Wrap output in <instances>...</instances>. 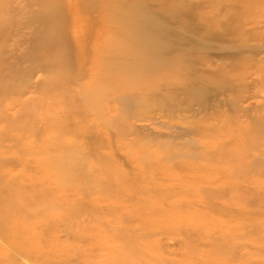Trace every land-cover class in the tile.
Instances as JSON below:
<instances>
[{"label":"rangeland","instance_id":"rangeland-1","mask_svg":"<svg viewBox=\"0 0 264 264\" xmlns=\"http://www.w3.org/2000/svg\"><path fill=\"white\" fill-rule=\"evenodd\" d=\"M181 1L167 21L182 61L151 90L117 86L112 66L137 57L101 48L108 74L86 65L116 25L90 39L96 2L0 0V96L18 99L0 106V200L21 189L11 211L29 230L0 240V264H264V0ZM83 97L96 104L85 122L68 115ZM81 121L83 136L72 134ZM10 125L27 129L24 141L4 137ZM60 127L88 160L68 183L46 168Z\"/></svg>","mask_w":264,"mask_h":264},{"label":"bare ground","instance_id":"bare-ground-1","mask_svg":"<svg viewBox=\"0 0 264 264\" xmlns=\"http://www.w3.org/2000/svg\"><path fill=\"white\" fill-rule=\"evenodd\" d=\"M87 4V2H89L90 0H84ZM92 2H96L97 5H99L101 7L100 10V15L101 17L100 18H94V19H97L96 22H92L90 23V39L92 37V35L94 36V32L96 34V32H98V34L100 35V33H104L105 31V26L110 22L111 23H114L116 24L115 25V28H112V33L110 34V36L108 37L110 39L109 42H106V40L103 38L101 41H100V45H99V54L97 53V55H99V58H100V51H101V48L103 49L102 51H105V53H107L108 56L112 57V56H117L119 57L118 55L120 54H123L124 57H134V58H138V59H133V61H128L127 63L123 62L121 63L119 59V63L116 61V64H114L112 67V70L110 69L111 67V62L110 64L106 63V65H104L105 61L107 60H104L102 57L100 58V60H97L98 63H95V55L92 59H89L88 62H86V65H88L89 67H93V65L95 64L94 67L96 66H99V71L98 70H95L93 72L94 75H101L103 73H106L108 74L106 68L105 70H100L101 67H104L106 66L107 67V64L108 66L110 65V67H108L109 69L108 70H111L112 71V74L114 75H117V86L122 88H130L132 86H134L135 84V81L137 80H142V82H150V89L152 90L153 88H155V85H154V81H156V79H158L159 77H162V76H167V75H170V71H169V64H174V63H179L180 61V57L181 55H177L176 53H178L179 49L177 47L176 44H178V41H179V37L177 35V33L173 32L172 31V28L174 27H170L169 24H168V19H167V16L168 14H170V12L176 10V8H179L177 5H179L178 3L181 1L179 0V2L177 3H174L173 0H115V1H111V0H108L109 2H106L105 0H91ZM176 2V1H175ZM78 3V2H77ZM80 3H82L80 1ZM91 3V2H90ZM100 3V4H98ZM184 5V3L181 1V5ZM77 5V4H76ZM183 5L181 6L183 8ZM80 6V4H79ZM83 6V5H82ZM80 6V8L82 7ZM96 6V4L94 5ZM180 6V5H179ZM99 7V8H100ZM98 8V7H97ZM73 9V8H72ZM72 11V10H71ZM93 11V10H92ZM179 11V10H177ZM176 11V12H177ZM185 12V11H184ZM77 15V14H75ZM71 17V16H70ZM76 20V19H75ZM75 20L73 19L74 22H72L70 25H72L73 23H75ZM183 21V20H181ZM189 21V20H188ZM58 22V21H57ZM101 22V23H100ZM184 22V21H183ZM192 22V21H191ZM196 22V21H195ZM56 23V22H55ZM98 23H100L101 25H99ZM179 23V21L177 22ZM176 23V24H177ZM187 23V22H186ZM194 23V21H193ZM192 23V24H193ZM76 24V23H75ZM184 24L185 23H180L178 24L180 28L184 27ZM188 24H191V23H188ZM229 24V23H228ZM191 26V25H190ZM196 26V25H194ZM194 26H192V29L194 28ZM71 27V26H70ZM74 27V26H72ZM71 27V28H72ZM187 27V26H186ZM111 28V27H110ZM191 28V27H190ZM196 28H199L198 25L196 26ZM76 29V28H75ZM195 30V29H194ZM199 30V29H198ZM197 30V31H198ZM109 31V30H108ZM50 32V31H49ZM52 32V31H51ZM70 32H71V29H70ZM76 32V31H75ZM178 32V31H177ZM180 32V31H179ZM194 33V32H193ZM51 34V33H49ZM58 34V33H57ZM70 34V33H69ZM97 34V35H98ZM196 34V33H195ZM105 35V34H103ZM107 36V35H106ZM104 36V37H106ZM56 37V35H55ZM70 37H73L72 35H70ZM76 37V36H75ZM103 37V36H101ZM57 38V37H56ZM48 39V37H47ZM46 39V40H47ZM52 40V39H51ZM76 40V39H75ZM105 40V41H104ZM200 40V39H199ZM92 41H93V38H92ZM39 42V41H38ZM45 42V41H44ZM69 42V41H68ZM200 42V41H199ZM48 45H49V41L47 42ZM51 44V43H50ZM57 45V43H55ZM60 42L58 44V46H60ZM93 44V43H92ZM203 44V43H202ZM70 45V44H69ZM47 46V45H45ZM110 47V50L107 48V47ZM56 47V46H55ZM62 44H61V52L63 51L62 50ZM76 47V46H75ZM52 48H54V46H52ZM97 49H95V52H98ZM202 48V47H201ZM41 49V48H40ZM59 49V47H58ZM57 48L55 49L58 50ZM63 49H65L63 47ZM109 51H108V50ZM77 51V50H76ZM94 51V50H93ZM184 51V50H183ZM52 55L54 53V51H51ZM59 52V50L57 51V53ZM59 52V53H61ZM58 53V55H59ZM50 54V55H51ZM55 54V53H54ZM83 54V53H82ZM63 55L65 56V54L63 53ZM88 56V55H87ZM122 56V55H120ZM122 56V57H123ZM142 56V57H141ZM51 56H49V59H50ZM60 57V55H59ZM105 57V56H104ZM141 57V58H140ZM53 58V57H51ZM55 58L57 59V57L55 56ZM61 58V57H60ZM120 58V57H119ZM54 59V58H53ZM63 59L65 60L66 57H63ZM106 59V57H105ZM108 59V58H107ZM67 60V59H66ZM110 59H108L109 61ZM116 60V58H115ZM128 60V58H127ZM46 61V60H45ZM63 61V60H61ZM78 61H81L78 60ZM114 61V60H113ZM124 61V60H122ZM126 61V60H125ZM42 62V61H41ZM44 62V61H43ZM47 62V61H46ZM48 62H50L48 60ZM52 62V61H51ZM58 61L56 60V63ZM60 62V61H59ZM64 62V61H63ZM66 62V61H65ZM64 62V63H65ZM63 63V64H64ZM67 63V62H66ZM66 63H65V66L64 68H66ZM83 63V62H82ZM88 63V64H87ZM115 63V61H114ZM182 63V62H181ZM44 64V63H43ZM42 64V65H43ZM75 64V63H74ZM113 64V62H112ZM57 65V64H55ZM59 65V64H58ZM57 65V66H58ZM45 66V64H44ZM56 66V67H57ZM176 66H178L176 64ZM182 66V65H181ZM61 68V65L59 66ZM63 67V65H62ZM75 67V66H74ZM74 67L72 69H74ZM90 67V68H91ZM171 67H175L174 65L171 66ZM48 69V67H47ZM50 69V68H49ZM71 69V70H72ZM104 69V68H103ZM183 69V66L182 68ZM179 69V70H181ZM46 70V69H45ZM58 70V69H56ZM62 70V69H61ZM75 70V69H74ZM178 70V69H176ZM49 72H52V71H49ZM54 72V71H53ZM59 72V70H58ZM56 72V74L58 73ZM74 72V71H73ZM101 72V74H100ZM60 73V72H59ZM58 73V74H59ZM80 73H83V72H80ZM53 74V73H51ZM55 74V72H54ZM64 74V73H63ZM173 74V73H172ZM60 75V74H59ZM75 75V74H74ZM82 75V74H81ZM65 76V75H63ZM77 76V75H76ZM56 77V76H55ZM54 77V78H55ZM60 77V76H59ZM73 77V76H72ZM80 77V76H79ZM53 78V76H52ZM53 78V79H54ZM100 78V77H99ZM47 79V78H46ZM68 79V77H67ZM77 79V78H76ZM61 80V79H60ZM108 80V79H107ZM48 82V80H47ZM51 82V81H49ZM48 82V83H49ZM60 81H58L59 83ZM46 83V82H45ZM57 84V82H55ZM63 83V82H62ZM68 83V82H67ZM43 84V83H42ZM71 84V83H70ZM76 84V83H75ZM75 84H72L75 86ZM54 85V84H53ZM61 85V84H59ZM69 85V84H68ZM92 85V84H91ZM95 85V84H94ZM46 86V85H45ZM85 86V85H83ZM97 85H95L96 87ZM54 87V86H53ZM66 89H68L67 87L69 86H65ZM64 87V88H65ZM72 87V86H71ZM69 87V88H71ZM93 86V88H95ZM106 87V86H105ZM52 88V87H51ZM76 88V87H74ZM87 88L89 89V94L86 92V95H88V98L90 97V99L94 98L92 96V88H90V85L87 84ZM101 88V87H100ZM77 90H80L81 88H76ZM75 89V90H76ZM96 89V88H95ZM49 90V89H48ZM74 90V89H73ZM81 91V90H80ZM79 91V92H80ZM83 91V90H82ZM81 91V92H82ZM72 93V90L70 91ZM84 92V93H85ZM62 93V91H61ZM60 93V94H61ZM76 93V92H75ZM83 93V95H84ZM65 94V92H64ZM99 94V93H98ZM44 95V94H43ZM56 96H59L60 95H57L55 94ZM72 95V94H71ZM82 95V94H81ZM82 95V96H83ZM4 96V95H3ZM50 96V95H49ZM54 96V97H56ZM40 97V96H39ZM54 97H53V100H54ZM63 97V96H62ZM72 97V96H71ZM80 97V96H79ZM37 98H38V95H37ZM64 98V97H63ZM76 98V97H75ZM84 98V97H83ZM86 99V97L84 99H86L87 101L84 100L83 103H80V105L78 107H74L72 109H68L70 112L68 113V115L71 116V114L73 113V109L74 110V113L73 115H76V116H79L82 119L83 122H85L86 120V112L87 111H91L90 109L93 108V106H95L92 101H96L95 98L94 100H90V103L88 102L89 99ZM102 98H105V97H102ZM109 98V97H108ZM39 99H42V98H39ZM62 99V98H61ZM79 99H81L80 101H83L82 98L80 97ZM106 100H109L107 98H105ZM45 100V99H44ZM98 100V99H97ZM103 100V99H101ZM18 99L17 97L13 98L9 95H5L4 97L1 98L0 96V106H1V110L2 112L4 111L5 107L6 106H13L17 103ZM57 101V100H56ZM99 101V100H98ZM97 101V102H98ZM49 101H47L48 103ZM54 102V101H53ZM88 102V103H87ZM74 103V102H73ZM95 103V102H94ZM104 105H105V101L103 102ZM102 103V104H103ZM52 104V102H51ZM61 104V103H60ZM101 104V103H100ZM49 105V104H48ZM110 105V104H109ZM65 106V105H64ZM69 106V105H68ZM72 106V105H71ZM103 106V105H102ZM101 107V106H100ZM99 109L101 110L102 108ZM66 108V107H65ZM70 108V107H69ZM98 109V111H99ZM61 110V109H60ZM37 111V110H36ZM102 111V112H101ZM99 111L100 113V117L101 115L103 114L104 110H101ZM35 112V111H34ZM83 112V114H82ZM94 112V111H93ZM89 113V112H88ZM31 115L29 116H32L33 113H30ZM93 114H96L97 113H93ZM63 115V114H62ZM72 115V116H73ZM82 115V116H81ZM90 115V114H89ZM38 116L40 117V115L38 114ZM69 116V118H70ZM88 116V114L86 115ZM93 116V115H92ZM91 116V117H92ZM3 118V115L0 116V119ZM97 118V117H96ZM36 117L35 115L33 114V116L31 117V121L35 120ZM41 120V119H40ZM72 120V118H71ZM70 120V121H71ZM95 120V119H93ZM100 120V119H99ZM44 121V120H43ZM42 121V122H43ZM46 121V120H45ZM43 122L44 124H46V122ZM52 121V120H51ZM74 121V120H73ZM79 122L76 124V128L73 129V132L72 134H75V135H80L82 134L83 136V133L85 132V124L83 122ZM87 121H90V120H87ZM25 122V121H24ZM94 122V121H93ZM50 123V122H49ZM48 123V124H49ZM102 123V121H101ZM100 123V124H101ZM23 124V123H22ZM21 124V125H22ZM26 124V122H25ZM96 124V123H95ZM19 125V123H18ZM75 125V124H74ZM105 126V123L103 124ZM11 126V125H10ZM17 126V125H16ZM24 126V125H23ZM27 126V125H26ZM47 126V125H46ZM50 126V124H49ZM87 126V125H86ZM100 126V125H98ZM98 126L97 127V130H98ZM25 127V126H24ZM45 127V125L43 126ZM89 126H87V129H88ZM12 128V126H11ZM46 128V127H45ZM44 128V130H46ZM47 128H49L47 126ZM51 128V127H50ZM57 128V127H56ZM10 129V128H9ZM35 129V128H33ZM62 127H60V129L56 132V134H59L60 132H62ZM86 129V131H87ZM101 129V128H100ZM7 130V129H6ZM27 130V129H26ZM25 130V128L19 126V127H14L12 128L11 130H9L7 133L6 131V135L4 134V137L7 136V138H10V139H18L20 140H23V135H25L24 133H26L27 131ZM48 130V129H47ZM51 130V129H50ZM96 130V128H95ZM26 131V132H25ZM35 131V130H34ZM49 131V130H48ZM72 131V130H71ZM99 131V130H98ZM97 131V132H98ZM101 131V130H100ZM99 131V132H100ZM3 132V131H2ZM4 132V133H5ZM36 132V131H35ZM34 132V133H35ZM88 132V131H87ZM91 132V131H90ZM95 132V133H97ZM102 132V131H101ZM31 133L33 134V132L31 131ZM37 133V132H36ZM54 133V132H53ZM3 134V133H2ZM87 135V134H86ZM89 135V133H88ZM87 135V136H88ZM91 135V134H90ZM90 135L88 136L90 139ZM96 135L98 136V134H93V137H96ZM56 136H59L57 138H51L49 140V144L51 149L53 150L54 152V155L53 157V160H51L50 162L47 160V163L45 161V165L46 163L49 164L46 166V168H51V170H53L52 168H56L58 169L60 172H62L61 174L64 175V178L61 179L64 183H68L67 181H70L72 179V177L68 178L67 176L68 175H71L73 174L74 172H82L84 171L86 173V170H85V165L88 163L87 161V157L84 156L78 149V147L75 145V143L73 142H70V141H67V140H64L65 138L62 136V135H56ZM17 137V138H16ZM92 137V135H91ZM99 137V136H98ZM97 137V138H98ZM100 137H102V135H100ZM99 137V138H100ZM2 138V137H0ZM87 138V137H86ZM98 138V140H99ZM104 138V137H103ZM6 138H4L5 140ZM102 139V138H101ZM1 140V139H0ZM3 140V142H4ZM15 140V141H16ZM55 140V141H54ZM92 140V138H91ZM6 141V140H5ZM34 141V140H33ZM2 142V143H3ZM17 144H18V141H16ZM100 143V142H99ZM23 144V142H22ZM32 144V143H31ZM97 145V144H96ZM20 146V145H19ZM23 146V145H22ZM95 146V145H94ZM31 147V145L29 146ZM21 148V147H20ZM95 148V147H94ZM15 149V148H14ZM23 149V148H22ZM44 149V148H43ZM26 151V150H25ZM42 152V151H41ZM40 152V153H41ZM1 159V158H0ZM23 159V158H22ZM52 159V158H51ZM24 160V159H23ZM26 160V159H25ZM21 161V160H20ZM44 162V161H43ZM119 164V163H118ZM44 165V166H45ZM49 166V167H48ZM39 167V166H38ZM3 168V167H2ZM108 168V167H107ZM45 169V167L43 168V170ZM54 169V170H56ZM48 169H46L47 171ZM50 170V169H49ZM50 170V171H51ZM57 170V171H58ZM109 170V169H108ZM44 171V172H46ZM106 171V170H105ZM2 172V171H0ZM84 173V174H85ZM88 173V172H87ZM45 174V173H44ZM86 175V174H85ZM90 175V174H89ZM88 175V176H89ZM87 176V177H88ZM67 177V179H66ZM4 178V177H3ZM9 179V177H8ZM12 179V178H11ZM70 179V180H69ZM89 180V178H86ZM85 180V179H84ZM11 184L14 183V180H9ZM62 182V183H63ZM113 182V181H111ZM110 182V183H111ZM57 184H59V181L56 182ZM73 184V183H72ZM53 185V184H52ZM51 186V185H50ZM113 186V185H112ZM9 187V186H8ZM53 187V186H52ZM6 188V187H5ZM21 188V187H20ZM21 189L19 188H15V190L11 189L9 190L8 188V191L6 192V195H8V197H5L4 196V200H0V240H2V242L4 243H13V241L10 239L11 236L10 234H18V233H24V234H27L28 233V229L21 224L18 221V218H14L13 216V210L11 211V208H14L15 205H18L16 203L19 202V199L24 202L25 199H23L21 197V194L20 193ZM21 194V195H20ZM2 197V196H1ZM20 197V198H19ZM3 199V197H2ZM27 201V200H26ZM16 202V203H15ZM21 202V203H22ZM20 203V202H19ZM20 203V204H21ZM26 203V202H25ZM19 204V205H20ZM28 204V201L27 203ZM23 205V203H22ZM25 206V205H24ZM28 206V205H26ZM25 206V207H26ZM21 207V205H20ZM18 207V208H20ZM19 210V209H17ZM21 211V209H20ZM16 212V211H15ZM21 213V212H20ZM14 215H16L14 213ZM21 216V214H20ZM17 223L20 225L21 228H23L20 232L18 230V226H17ZM26 223V222H25ZM24 224V222H23ZM27 224V223H26ZM27 226V225H26ZM14 245H18V243H15ZM129 249V248H128ZM131 250V249H130ZM126 252V251H125ZM128 255V253H127ZM118 256V255H117ZM116 256V257H117ZM115 257V258H116ZM120 257V256H118ZM114 258V257H113ZM114 258V259H115ZM122 260H120V264H121V261L125 264V260L123 257H121ZM117 259V258H116ZM127 259V258H126ZM115 262V261H114ZM130 261H128L129 263ZM122 263V264H123ZM131 263V262H130ZM116 264V262L114 263ZM134 264V263H133Z\"/></svg>","mask_w":264,"mask_h":264}]
</instances>
